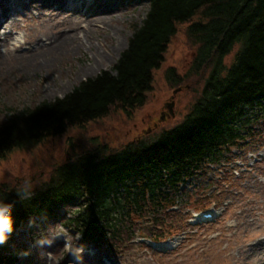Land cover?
<instances>
[{
    "label": "trees",
    "instance_id": "1",
    "mask_svg": "<svg viewBox=\"0 0 264 264\" xmlns=\"http://www.w3.org/2000/svg\"><path fill=\"white\" fill-rule=\"evenodd\" d=\"M146 2L144 18L131 25L126 48L110 70L79 81L63 97L8 110L0 119V162L13 151L32 150L70 128L82 129L89 122L130 115L143 107L153 73L183 23L188 24L185 35L194 49L190 72L178 77L170 68L169 81L175 87L190 77L194 80L196 89L189 87L196 93L187 113L152 141L144 136L120 148H109L95 137L86 142L89 147L71 142L45 181L37 173L0 182V200L14 203L15 228L0 247V264L18 256L10 245L17 234L31 230L30 218L44 222L60 208L69 211L65 227L86 243L115 248L128 232V242L137 236L156 242L169 238L172 231L164 219L182 196L180 188L251 139L255 125L264 119V0ZM35 180L33 198L21 200L19 188ZM140 223L150 225L148 235L135 236V230L145 229Z\"/></svg>",
    "mask_w": 264,
    "mask_h": 264
},
{
    "label": "rangeland",
    "instance_id": "2",
    "mask_svg": "<svg viewBox=\"0 0 264 264\" xmlns=\"http://www.w3.org/2000/svg\"><path fill=\"white\" fill-rule=\"evenodd\" d=\"M105 6L111 7V14L102 23L93 24L90 31L80 24L62 23L63 18L48 15L50 11L40 8L37 2L14 6L18 14L14 19L16 26L12 27L10 43L19 44V51L44 43L46 36L42 33L51 35L73 27L76 29L73 38L80 47L69 49L70 52L56 60L49 69H18L11 57L0 65V119L10 109L63 97L79 81L96 76L101 70L111 69L120 52L126 48L131 25L144 18L148 3L146 0H100L94 8ZM196 19L197 16L194 17ZM6 24L0 29V35L4 33ZM187 25L177 26L167 45L162 65L153 73V87L143 107L132 110L130 115H114L89 122L82 129L70 128L32 150L13 151L0 162V182L13 177L20 180L33 178L37 173H41V180L45 181L51 167L66 157L71 142L82 141L85 147H89L86 142L95 137L109 148H120L136 135L134 125L137 132L144 130L146 126L140 123L141 120L157 110L170 95H175V116L144 136H150L148 141H152L161 130L177 126L196 93L189 87L195 85L191 77L188 80H192L177 83L175 87L169 81L170 68L178 77L190 72L194 49L185 35ZM87 65H92V69L82 71ZM255 127L256 133L244 141L243 150L230 151L227 161L206 165L197 178L181 188L179 203L166 211L169 215L164 219L165 226L172 231L168 242L160 247L137 237L128 242L131 236L128 232L126 241L115 248L98 242L79 243L87 246L86 252L98 249L101 259L108 261L107 258H110L114 264H264V119ZM32 186H38V181L35 180ZM194 207H198L199 211ZM203 211L213 214L210 221L202 223L196 217ZM68 212L60 208L53 219L39 223V230L17 234L10 248L18 253L29 250L32 242L46 235L51 225L59 222L65 227L64 218ZM192 222L195 224L192 225ZM149 228L150 225L143 230L137 229L134 234L148 235L152 229ZM162 231L157 228V232ZM69 232L75 234L73 230ZM169 242L173 243L172 247L170 244L167 246ZM62 246L63 241L57 240L51 248L32 250L29 257L21 259L17 256L8 264H45L44 252H54L55 259H59ZM61 264L73 262L65 258Z\"/></svg>",
    "mask_w": 264,
    "mask_h": 264
},
{
    "label": "bare ground",
    "instance_id": "3",
    "mask_svg": "<svg viewBox=\"0 0 264 264\" xmlns=\"http://www.w3.org/2000/svg\"><path fill=\"white\" fill-rule=\"evenodd\" d=\"M100 0H0V29L6 23L4 33L0 35V65L8 61L11 57L15 66L19 68H25L26 70H40L41 68L49 69L52 64L61 56L68 54L74 47L79 48L77 40L73 38V27L71 30L62 32H53L51 35L42 33L45 37L42 44H38L40 40H37V45L29 47L24 51H19V44L10 43L13 38L12 27L16 26V20H14L18 12L14 9V6H27L28 3L37 2L40 8L45 11H50L48 15L55 14L56 17L63 18L62 23L69 21L71 24H80L84 28H88L89 31L95 23H102L106 17L111 14V7H97L94 6ZM113 6H116L115 4ZM50 8H52L50 10ZM73 19L76 20L73 22ZM92 65H87L82 71L91 70ZM79 72V71H78ZM49 96H52L49 94ZM197 215L196 217H198ZM172 247V242L167 243V246ZM170 247V248H171ZM101 259L98 249L93 248L85 253L83 264H114V261L110 258ZM45 263V262H44Z\"/></svg>",
    "mask_w": 264,
    "mask_h": 264
},
{
    "label": "clouds",
    "instance_id": "4",
    "mask_svg": "<svg viewBox=\"0 0 264 264\" xmlns=\"http://www.w3.org/2000/svg\"><path fill=\"white\" fill-rule=\"evenodd\" d=\"M16 194L21 200H31L35 192L31 183L25 182ZM13 207L14 203H4L3 200H0V247L8 243L15 231L14 219L11 214ZM43 218L46 220L47 216L45 215ZM27 227L29 229H40L35 217L28 220ZM82 239V235L79 233L72 234L62 223L58 222L50 226L46 235L35 239L29 250L19 252L18 256L21 259L27 258L32 255V250L51 248L57 240H62L63 246L59 249L60 258L55 259L56 253L54 252H44L45 264H61V261L65 258H70L73 264H83L87 246L79 243Z\"/></svg>",
    "mask_w": 264,
    "mask_h": 264
},
{
    "label": "flooded vegetation",
    "instance_id": "5",
    "mask_svg": "<svg viewBox=\"0 0 264 264\" xmlns=\"http://www.w3.org/2000/svg\"><path fill=\"white\" fill-rule=\"evenodd\" d=\"M174 98H175V95L168 96L167 98H165L162 105L157 110L154 109V111L146 115L145 118L141 120L140 123L146 126L144 130L141 129L139 130V132H137L136 131L137 126L134 125V129H135L134 132L136 133V135L133 136V139L130 141L132 144L133 142L142 140V138L144 137V134L152 132L153 130L155 131V129H159L162 123H164L165 121L175 116Z\"/></svg>",
    "mask_w": 264,
    "mask_h": 264
},
{
    "label": "water",
    "instance_id": "6",
    "mask_svg": "<svg viewBox=\"0 0 264 264\" xmlns=\"http://www.w3.org/2000/svg\"><path fill=\"white\" fill-rule=\"evenodd\" d=\"M175 92H176V91H175ZM175 92H174V93H175ZM170 111H171V110H170Z\"/></svg>",
    "mask_w": 264,
    "mask_h": 264
}]
</instances>
